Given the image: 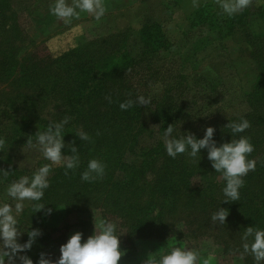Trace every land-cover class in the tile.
<instances>
[{"label":"trees","instance_id":"16d2710c","mask_svg":"<svg viewBox=\"0 0 264 264\" xmlns=\"http://www.w3.org/2000/svg\"><path fill=\"white\" fill-rule=\"evenodd\" d=\"M15 1L0 0V86L4 87L0 92V140L4 141L0 145V169L16 171L8 177L0 175V186L21 176L12 153L22 148L27 139L34 141V137L29 136L35 135L38 128L44 130L49 122L68 116L71 119L64 130L65 143L75 141L80 167L69 170L67 175L63 166L54 169L49 177L50 187L40 202L50 204L46 208L56 205L70 215L81 217L97 209L102 212V219L120 220L127 232L126 240H121V249L127 250L125 259L135 255L134 242L143 236L161 241L169 238L170 244L180 241L187 248L192 243L201 245L204 242L200 241L212 238L224 253L243 252L242 243L233 247V240L230 239L228 245L225 239L235 234L241 237L250 226L264 228V48L261 42L256 40L259 43H254L251 51L254 81L246 94L248 111L229 118L216 129L214 136L218 144L230 142L231 130L226 128L229 120L247 119L250 127L241 135L247 136L254 147L249 159L255 160L256 167L243 177L239 200L222 204L225 181L211 167L206 150L201 151L198 165L187 154L175 159L169 157L162 139L152 146L143 145V140L152 134L144 121L147 112L154 117L159 137L162 138L170 124L175 135L185 133L179 129L176 116V94L188 86L183 76L160 99L151 97L147 106L134 105L128 110L119 107L120 103L135 100L137 96L149 97L142 86L146 85L144 79L151 84L152 75L146 80L142 78L143 72L155 69L152 57L168 51L171 46L159 23L144 24L139 31L144 54L151 58L145 63L146 67L133 56L127 37L120 35L83 43L57 57L45 52L44 55L27 52L20 56L17 39L12 36ZM262 10L256 9L259 13ZM193 15L198 26L210 31L222 28L212 5L201 6ZM251 16L254 13L245 9L227 17L223 28L230 35L237 27L246 29ZM4 42L8 46L1 47ZM210 44L207 46L214 43ZM194 83L206 85L210 79L198 77L190 86ZM207 85L211 88L208 91L213 92L218 87V83L212 81ZM106 97H111V102ZM216 103L217 100L209 102L211 109ZM196 117L198 111L194 119ZM81 130L90 136V141H80L75 136ZM203 134L195 135L202 138ZM64 151L70 154L67 149ZM91 159L104 162L105 175L92 183L82 182L81 173ZM220 206L229 210L223 225L211 221V215ZM45 215V211L35 213L31 206L22 214L19 226L23 231L30 230L31 225L41 229ZM92 225L90 221L78 220L84 239L93 234ZM48 238L43 232L27 254L35 260L40 251L47 252L44 246L50 242ZM26 240L25 234L21 242Z\"/></svg>","mask_w":264,"mask_h":264},{"label":"rangeland","instance_id":"374dc122","mask_svg":"<svg viewBox=\"0 0 264 264\" xmlns=\"http://www.w3.org/2000/svg\"><path fill=\"white\" fill-rule=\"evenodd\" d=\"M67 2L71 3V0ZM53 3L54 0L15 1L13 7L15 17L12 21L15 30L12 36L17 39L20 56L27 52L40 55H44L45 52L57 57L83 43L120 35L127 37L133 56L136 60H141L142 66L146 67L145 63L148 64L147 61L151 58L144 54L139 42V31L144 24L157 22L161 25L171 46L168 51L152 57L151 61L155 69L149 73L143 72L142 76L147 80L152 75L150 78L152 81L150 84L144 79L146 88L142 84L144 86L142 89L152 98L160 99L167 90L176 85V80H182V76L187 80L188 86L176 94L179 129L185 132L194 131V134L204 133L206 127L217 129L229 118L243 115L248 111L246 94L254 81L252 46L254 43H259L256 42L258 40L261 42L259 43L261 48H264V5L258 4V0H251L249 7L246 8L254 13V16L249 17L251 21L249 27L246 29L237 27L231 35L223 28L228 16L222 13L216 0H105L107 12L101 21H96L88 13H81L80 18L73 19L70 24L57 20L50 14V5ZM207 4L213 6L218 25L222 26L220 31L219 29L210 31L205 26H198L193 13ZM258 8H263L262 13L256 11ZM19 36L20 40H18ZM210 43L214 44L207 46ZM4 46H8L7 43L4 42L1 47ZM198 77L209 78L210 83L217 82V89L214 92L208 91L211 88L207 84L210 83L201 86H196L194 83L190 86L191 81L197 80ZM3 89L4 87L0 86V92ZM213 100H217V103L211 109L209 102ZM196 111L198 117L194 119ZM144 121L152 134L143 140V145L152 146L162 138L156 134L154 117L150 112L144 115ZM22 148L12 153L13 162L18 169L19 163L26 159V163L19 169L21 175H31L37 168L49 163L34 148L25 146V155L22 153ZM58 166L60 165H54L52 172ZM14 180L0 186V202L3 200L4 188ZM8 202L11 203L10 200ZM30 207L31 202H26L23 212L18 216V221ZM88 213L81 217L58 209L51 216L45 215L41 230L46 233L50 242L44 247L53 259L59 258L60 246L66 243L72 234L79 232L77 226L79 219L87 223L92 222L93 228L94 220L102 219V212L97 209H91ZM108 221L117 225L120 239L126 240L127 232L122 227L121 221L114 218ZM230 239L233 240V247L242 243L241 237L236 234L233 238L225 239L228 245L231 244ZM200 242L204 244L196 243V246L192 243L188 248L198 250L202 258L211 257V264H245V262L254 264L248 254H243L239 250L224 253L212 238H205ZM167 243L170 244L169 238L164 241L147 236L137 238L133 246L136 250L135 255L127 259L125 256L122 257L120 264L142 263L149 253L154 254Z\"/></svg>","mask_w":264,"mask_h":264},{"label":"clouds","instance_id":"9594fccd","mask_svg":"<svg viewBox=\"0 0 264 264\" xmlns=\"http://www.w3.org/2000/svg\"><path fill=\"white\" fill-rule=\"evenodd\" d=\"M219 9L228 17H233L249 7L251 0H216ZM264 5V0H258ZM194 6H197L194 4ZM50 14L57 20L70 24L73 19H79L81 13H88L96 21H101L107 12L105 0H54L50 5ZM111 102V97H106ZM151 103V96H137L135 100L129 99L120 103L121 110H128L134 105L147 106ZM70 117L65 116L58 122H49L44 130H40L34 137L27 139L28 148H34L49 163L37 168L31 175H21L18 179L8 183L3 191V200L0 202V264H120L127 250L121 249V235L118 234L117 225L106 219L94 220V232L84 239L81 232L72 234L66 243L59 248V258L53 259L49 253L40 251L37 259L30 253L36 245L38 238L43 235L39 228L23 231L19 226L18 216L31 202L35 213L45 211L46 216H51L58 210L57 206L47 207L40 203L46 190L50 187L49 176L54 165L63 166L65 174L69 170L80 167L79 150L72 143H65L64 130L70 122ZM250 127L245 118L229 120L226 128L231 130V141L220 143L214 139L216 129L206 127L202 138L192 132L175 135L173 124L163 131L162 141L169 157L175 159L178 155L187 154L193 162L202 159L201 151H207V159L216 173H220L225 181L222 188L224 200L222 204L238 201L240 189L244 185L243 177L254 171L256 162L249 159L254 147L247 136L241 135ZM75 136L80 141H90V136L84 131H78ZM4 143L0 140V145ZM25 145L22 153H25ZM65 149L70 154H65ZM25 155V154H24ZM199 158V159H198ZM26 163V159L19 163V169ZM106 165L98 159L88 161L87 168L81 173V181L92 183L102 179L105 175ZM14 172L0 169V175L8 177ZM11 201L8 202V201ZM53 205V204H51ZM229 216V210L221 207L211 215L214 224L223 225ZM27 240L21 242L24 235ZM243 254H250L255 264H264V228L247 227L241 236ZM142 264H211V257L202 258L198 250L187 248L182 242L175 241L162 247L159 251L149 253Z\"/></svg>","mask_w":264,"mask_h":264}]
</instances>
